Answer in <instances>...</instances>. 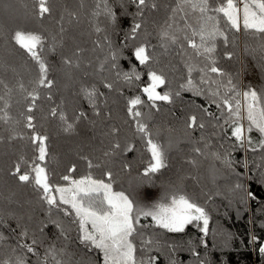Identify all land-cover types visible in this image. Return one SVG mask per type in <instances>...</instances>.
Listing matches in <instances>:
<instances>
[{
  "label": "trees",
  "instance_id": "16d2710c",
  "mask_svg": "<svg viewBox=\"0 0 264 264\" xmlns=\"http://www.w3.org/2000/svg\"><path fill=\"white\" fill-rule=\"evenodd\" d=\"M149 2H155L157 8H145L142 20L139 17L134 20V5L125 4L128 12L125 15L120 9L121 0H109L120 16L119 27L113 30L108 26L107 18L103 14L93 15L96 11L102 13L101 0H51L53 14L43 21L33 17L34 0H0V80L12 89L9 94L7 89L0 85V96L11 105L8 112L13 117V121L8 124L0 121V137L5 138V141L0 143V218L6 221L0 225V232L7 238L0 242V260L10 255L24 254L20 249L15 253L11 251L16 247V236L12 229L16 228L18 232L19 224L29 229L30 236L36 232L42 241L41 253L49 244L63 249L66 255L58 258L63 259L64 264H80L82 260L85 264H103L102 253L81 245L77 239V226L72 223V218L64 217L61 212L54 210L52 215L64 223L69 239L60 236L59 231L52 226L45 229L43 235L38 233L36 224L45 219L48 206L40 200L38 191L31 183H18L8 174L20 155L29 160L34 156L29 140L9 142L7 139L13 128L26 136L31 135L30 130L24 127V116L27 114L25 109L29 102L25 100L26 93L19 89L18 83L23 82L25 88L31 90L35 87L38 69L29 57L14 48L8 40L12 30L24 27L43 31L49 36L48 46L42 55L49 64V79L54 81V85L51 90L38 89L40 99L32 114L36 117V130L49 136V155L45 163L50 183L68 186L69 182L62 179L64 175L79 179L89 173L95 179L108 182L105 172L110 170L113 173V190L124 191L142 205L151 206L165 202V196L182 194L205 208L209 218L207 234L201 231L202 222L186 226L182 233H171L157 227L150 217H141V224L147 226L143 229L144 236L153 240V245L142 252L139 237H134L138 247L137 256L145 261L153 257L154 264H264V255L259 252V248L264 244V149L258 146V141L262 139L259 132L254 128L251 133H246L251 135L256 143V150L253 151L247 144L243 148L239 147L238 142L230 136L229 126L224 125L223 129L221 128L222 137L233 144L237 161L231 168H222L216 159H210L205 154L198 155L193 151L194 147H200L199 143H194L198 138L193 132L154 126L158 111L148 106L147 98L140 90L148 82L144 66L137 65L138 71L144 73L141 81L127 85L117 79L115 69H110L109 64L105 62L109 51L105 36L112 42L113 48L119 49L125 43V33L130 31L134 22H142L143 28L137 39L127 40L128 48L124 49V56L130 53L132 46L141 42L159 44V31L168 21L172 14L171 9L177 6L179 0ZM223 2L226 0H210L213 6ZM97 4H100V9H97ZM72 12L77 14L76 18L69 16ZM61 16L64 17L63 33L59 32ZM181 16L183 13L178 12L174 29L184 27ZM190 23L194 27L197 26L195 16L190 19ZM97 25L105 31L96 33L94 29ZM219 27L226 32L229 42L225 44L222 38H217L216 50L212 56L216 60V66L228 75L217 77L212 74V78L219 79L225 85L228 77L232 78L236 88L228 92L227 97L231 100L236 92L240 93L236 99L241 102L243 117L245 92L255 90L261 97V107H264V35L243 28L236 32L227 25L222 14ZM53 35L57 37L54 53L48 50L52 46ZM97 40L102 47H96L94 42ZM181 43H184L183 51L174 45L166 54L159 56L160 63L157 68L163 69L170 81L158 89L161 92L169 88L173 91L179 90V85L186 82L185 62L189 57L192 63L200 67L208 63L203 56H196L195 52L187 47L186 42ZM77 48L83 50L78 57L73 56ZM156 51L161 52L158 47ZM63 56L71 57L74 65L78 62L79 67L69 68L62 64ZM102 63L103 70L100 69ZM119 66L124 71H130V65L123 57ZM192 78L204 89V94L197 95L191 90H181L177 98L190 101L201 110L207 109L213 115L205 114L223 125L228 115L226 107L218 108L209 99V89L215 90L217 85L200 84L198 71L193 72ZM103 80L114 82L117 90L109 91L103 88ZM81 84H95L99 91L105 93L107 103L101 102L100 117L94 116L87 101L78 94ZM49 91L52 95L51 101L47 99ZM219 92L220 96H224L225 88L220 87ZM136 95L145 100L141 111L144 113V122L149 125L154 138L166 147L169 142L172 144L167 152L168 167L148 176L144 175V170L151 159L150 153L146 150L144 141L135 132L133 122L126 112L127 99ZM216 99L219 101V97ZM57 105H61L69 119L80 109L88 112L89 120H95L96 123L92 125L86 120H81L75 132L65 133L58 118L49 115L51 108ZM3 106L4 101L0 100V108ZM108 113L110 117L106 116ZM2 114L0 112V115ZM247 122L244 118L241 120L245 128ZM113 126L120 129L117 138L107 135ZM114 139L119 140L122 148L128 143L134 144L135 148L130 153L120 151L105 156L104 153L110 151ZM85 156L92 160L93 165L100 166L89 169L87 161L83 159ZM193 159L196 160L195 165L189 163ZM125 164L131 166L130 170L124 168ZM72 165H75V171L70 173L68 170ZM237 184L242 188L237 189ZM246 191L255 193L256 199L247 198ZM253 237L256 238L255 241ZM28 242L30 243V239ZM27 258L30 264H36L35 257L28 254ZM50 264L54 262L50 261Z\"/></svg>",
  "mask_w": 264,
  "mask_h": 264
},
{
  "label": "snow or ice",
  "instance_id": "6c2138e0",
  "mask_svg": "<svg viewBox=\"0 0 264 264\" xmlns=\"http://www.w3.org/2000/svg\"><path fill=\"white\" fill-rule=\"evenodd\" d=\"M101 3L103 4L102 13L101 11H96L93 15L99 16L103 14L107 18L108 26L115 30L119 27L120 16L118 15V11L113 9L109 0H101ZM125 4L135 6L136 12L132 14L134 20L137 17L142 20L145 8H157V4L155 2L150 3L149 0H121L120 9L125 15L128 14ZM241 4L242 7L240 6ZM97 9H100V4H97ZM178 12L183 13L180 19L183 20L184 27L174 29ZM171 13L168 21L165 22V25L159 31L158 45H152L147 41L141 42L132 46L127 56H124V49L128 48L127 40L137 39L138 34L141 33L143 28L142 22H134L132 24L130 31L125 33V43L119 49L113 48L112 42L105 36L104 39L109 48L105 62L109 64L110 69H115L117 79L127 85L141 81L144 73L138 71L137 65L144 66L147 70L146 76L148 82L140 90L146 96L148 106L156 111L160 110L157 102L172 104L174 97L180 96L181 90H191L197 95L204 94V89L199 87L192 78L193 72L198 71L200 73V84L217 85L215 90L209 89L210 102L216 104L218 108L221 106L226 107L228 115L220 127L223 129L224 125L229 126L231 129L230 136L238 142V146L243 148L247 144L253 151L256 150V143H254L252 136L246 135V133H251L255 128L262 137L258 141V146L264 149V107H261V97L255 90L243 93L247 100L246 119L248 125L245 128V125L241 123L243 119L241 115V102L236 99L240 93L236 92V95L231 100L227 97V93L234 91L236 88L232 78L228 77L226 85L222 84L219 79L212 78V74H216L217 77L228 75L223 69L216 66V60L212 56L216 50L215 42L217 38H222L225 44L229 42L228 35L219 27L221 14L227 25L236 32H239L243 28L244 30H251L264 35V0H226V2L216 6H213L210 0H179L177 6L171 9ZM32 14L35 19L40 21L51 17L53 14L51 0H34ZM69 16L76 18L77 14L72 12L69 13ZM193 16L196 17V27L190 23V19ZM63 20L64 17L61 16L60 33L65 31L62 23ZM94 30L96 33L105 31V29H102L98 25L95 26ZM8 40L14 48L29 57L37 65L38 69V77L34 81L35 87L31 90L26 89L23 82L18 83L19 89L26 93L25 100L29 102L25 109L27 114L24 116V127L30 130L31 135L26 136L23 132H18L13 128L7 138L9 142L15 140H29L31 142L34 156L29 160L24 155H20L12 168L9 169L8 174L14 177L18 183L25 185L31 183L38 191L40 200L48 206L47 216L36 224V231L38 233L43 235L45 229L52 226L59 231L60 236L69 239L67 235L68 229L64 223L59 218H53L52 215L54 210L61 212L64 217L72 218V223L77 226V239L79 243L86 249L99 250L102 253L103 264H154L155 258L153 257H149L147 261L138 259L137 257L138 247L134 242V237H139L140 251L142 252L153 245V240L143 234V229L147 226L141 224V217H150L157 227L171 233H182L185 231L186 226L202 221L201 231L204 234L208 233L209 218L205 208L194 202L187 195L173 194L170 197L165 196V202L145 206L139 203V201H134L124 191L113 190V173L110 170L105 172L108 182H105L103 179H95L89 173L79 179H74L70 175H64L62 179L69 182L68 186L50 183L45 163L49 155V136L36 130V117L32 114L37 109V101L40 99L38 89L45 88L51 90L54 85V81L49 79V64L45 56L42 55L44 49L48 46L49 36L47 33L37 29L17 27L11 31ZM51 40L53 43L48 50L54 53L57 46L55 43L57 37L53 35L51 36ZM181 41L186 42L187 47L192 49L196 56H203L208 63L200 67L198 64L192 63L191 57H189L185 62L187 70L186 82L179 85V90L173 91L169 88L163 92L158 91V89L170 83L164 70L157 68V65L160 63L159 56L166 54L174 45L180 47L183 51L184 43H181ZM94 43L96 47H102L99 40ZM157 47L161 50L160 53L156 51ZM82 51V49L77 48L73 56L78 57ZM230 56L231 54L229 53ZM122 57L127 59L130 71H124L120 68L119 61ZM61 63L69 68L73 66L79 67V63L77 62L74 65L73 59L69 56L61 57ZM103 68L104 64L102 63L100 69L103 70ZM0 85L7 89L9 94L12 92V89L2 80H0ZM102 85L103 88L109 91L117 90L114 82L103 80ZM220 87L225 88L224 96H220ZM78 94L87 101L94 116L100 117L101 102L107 103L105 93L99 91L95 84H81ZM217 97H219V101L216 99ZM47 99L52 100L51 91H49ZM0 100L4 101L3 108H0V112L3 113L0 115V121L8 124L10 121H13V117L8 112L11 105L4 100L3 96H0ZM143 106H145V100L140 95L127 99V115L133 122L135 132L139 134L145 143L146 150L150 153L151 159L144 170V175L148 176L168 167L167 152L172 147V144L169 142L166 147L158 139L154 138L149 125L144 122V113L141 111ZM203 111L209 116L213 115L207 109H203ZM49 115L58 118L65 133L75 132L76 126L81 120H86L92 125L96 123L95 120H89L88 112L80 109L69 119L67 113L62 110L61 105L51 108ZM106 116L110 117V113L106 114ZM184 126L189 132L197 128L201 130L205 128V124L198 122V117L194 114L186 118ZM119 133L120 129L113 126L107 135L117 138ZM201 139L203 140L204 138L201 137ZM4 141L5 138L0 137V143ZM209 147L210 144L205 142L204 149ZM134 148L135 145L132 143H128L122 148L119 140L114 139L110 151L105 152L104 155H114L120 151L130 153ZM193 151L198 155H204L201 147H194ZM212 155L216 159H221L219 153H212ZM83 159L87 161L89 169L94 166H100L93 165L92 160L86 156ZM223 162L226 167H232V161L227 156L223 157ZM189 163L195 165L196 160H190ZM130 167L128 164L124 165L126 170H130ZM68 171L70 173L74 172L75 165H72ZM235 187L237 189L242 188L239 184ZM246 197L256 199V194L246 191ZM5 223L6 221L0 218V225ZM17 228H19L18 232L16 228L12 229V232L16 236V247L12 248L11 251L15 253L17 249H20L24 254L10 255L0 260V264H30L27 258L28 254L36 258V264H50V261L54 262V264H64L63 259L58 258L66 255L63 249H58L55 244H49L44 252L41 253L40 245L42 241L37 237L36 232H33L30 236L27 227H21L18 224ZM6 239L4 234L0 232V242ZM29 239L30 243L28 242ZM255 239L253 237L254 241ZM259 252L264 255V247H260ZM196 255L198 256L199 254L196 253ZM80 264H85V261H80Z\"/></svg>",
  "mask_w": 264,
  "mask_h": 264
},
{
  "label": "rangeland",
  "instance_id": "374dc122",
  "mask_svg": "<svg viewBox=\"0 0 264 264\" xmlns=\"http://www.w3.org/2000/svg\"><path fill=\"white\" fill-rule=\"evenodd\" d=\"M240 6L242 7V4ZM244 99L245 101L243 103L245 104L243 107V118L244 121H247V113H245L247 100L245 97ZM157 103L160 110L157 112V118L154 125L155 127H159L160 129H172L180 132H189L185 129L184 121L189 115L194 114L198 117V122H203L205 124L204 129L201 130L197 128L196 130L191 131L197 136L199 146L204 151L205 156L215 160L216 158L212 155V153H219L221 159H216V161L219 166L225 169L228 167L225 166L223 157L227 156L232 161V166L237 161L234 156L236 150L233 148V144L226 138L222 137L220 127L222 124L220 122L211 119V117L207 116L203 110L195 106L192 102L185 101L177 97H174V102L172 104H167L165 102ZM247 123L246 125H248ZM201 137L204 139L202 140ZM205 142L210 144V147L207 149H204ZM137 257L138 259H141V257Z\"/></svg>",
  "mask_w": 264,
  "mask_h": 264
}]
</instances>
